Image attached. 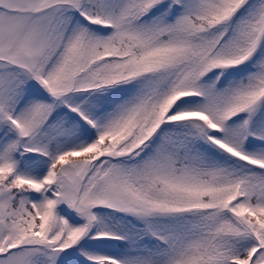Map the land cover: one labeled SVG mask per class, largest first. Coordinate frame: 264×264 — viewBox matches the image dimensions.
I'll return each mask as SVG.
<instances>
[{
    "label": "snow or ice",
    "instance_id": "6c2138e0",
    "mask_svg": "<svg viewBox=\"0 0 264 264\" xmlns=\"http://www.w3.org/2000/svg\"><path fill=\"white\" fill-rule=\"evenodd\" d=\"M0 264H264V0H0Z\"/></svg>",
    "mask_w": 264,
    "mask_h": 264
}]
</instances>
